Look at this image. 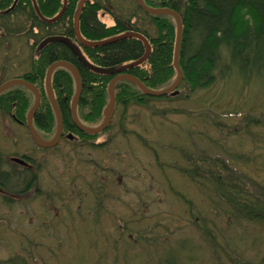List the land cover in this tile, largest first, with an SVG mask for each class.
I'll use <instances>...</instances> for the list:
<instances>
[{
  "label": "rangeland",
  "instance_id": "374dc122",
  "mask_svg": "<svg viewBox=\"0 0 264 264\" xmlns=\"http://www.w3.org/2000/svg\"><path fill=\"white\" fill-rule=\"evenodd\" d=\"M136 6L111 0L98 18L109 26L111 12L134 14L150 26ZM10 21L0 80L30 69L33 41L22 16ZM215 74L189 95L115 107L94 145L63 138L40 149L0 113V264H264V223L237 216L210 175L185 173L198 157L201 169L264 203V75ZM22 156L31 169L10 161Z\"/></svg>",
  "mask_w": 264,
  "mask_h": 264
},
{
  "label": "trees",
  "instance_id": "16d2710c",
  "mask_svg": "<svg viewBox=\"0 0 264 264\" xmlns=\"http://www.w3.org/2000/svg\"><path fill=\"white\" fill-rule=\"evenodd\" d=\"M110 1L85 2L79 20L81 36L87 41H101L126 32L142 35L150 45V55L145 63L123 73L134 76L154 91L169 87L176 77L173 67L174 20L169 16L147 15L136 6V10L149 19L150 26L140 27L137 21L132 22V19L136 20L137 17L134 14L124 20L112 12L109 15L114 23L108 26L98 18V14L106 10L104 4H109ZM34 2L42 16L50 19L61 10L63 0ZM78 2L79 0H67L62 17L53 24H45L36 15L32 0H16L15 4L14 0H0V32L9 34L10 18L22 16L24 32L33 41L30 45V69L15 78L31 83L40 93V105L33 118V126L43 139H50L55 133V117L43 92L46 71L53 62L66 61L77 69L82 91L76 112L78 120L86 127H97L102 122V112L108 103L107 86L115 77L88 70L62 43H50L41 51L37 49L39 44L50 36H63L76 41L73 33V16ZM143 2L151 8L171 9L181 18L183 30L179 66L183 79L177 89L178 94L182 88H187L189 95L198 89L210 87L215 83L216 72L221 77H229L232 74L244 80L252 76L262 78L264 75V0H143ZM150 29L155 32L154 35H151ZM80 49L92 65L112 70L139 60L145 53L143 43L136 38H126L102 47L90 48L80 45ZM7 78L9 77L4 75L0 84L9 80ZM51 86L62 117L63 135L72 134L83 143H93L101 134L110 130L109 126L95 136L85 135L77 130L70 115V102L75 85L66 69L58 68L53 72ZM114 93L115 107L123 108L130 105L145 107L150 101L178 95L158 98L144 96L134 84L127 81L117 82ZM33 100V94L27 89L20 86L12 87L0 94V113L11 116L18 124L26 127V115ZM174 112L178 113L175 110ZM180 153L187 159L185 152ZM206 156L202 158L204 161ZM189 162L185 173L195 181L204 175H210L213 178L212 183L217 190L222 191L223 198L237 216L264 223V203H260L251 195H245L239 189L232 188L220 175L212 174V169L210 171L201 169L200 158H194ZM1 177L0 173V188L8 190ZM33 181L34 179L30 180L29 184H33Z\"/></svg>",
  "mask_w": 264,
  "mask_h": 264
},
{
  "label": "water",
  "instance_id": "95a60500",
  "mask_svg": "<svg viewBox=\"0 0 264 264\" xmlns=\"http://www.w3.org/2000/svg\"><path fill=\"white\" fill-rule=\"evenodd\" d=\"M86 1L87 0H79L77 7H76V10H75V13H74V16H73V33H74L76 42H74L73 40H70L66 37H63V36H50V37L45 38L39 44L37 49H38V51H41L45 46H47L50 43H55V42L62 43L70 49V51L74 54V56L78 59V61L88 70H90L96 74H100V75H115V77L109 82V84L107 86L108 103L102 112L103 120L99 126L94 127V128L86 127V126L82 125L80 123V121L78 120L76 110H77V104H78L80 96H81L82 82H81V78H80V75H79L77 69L72 64H70L66 61L53 62L48 67V69L46 71V75H45V84H44L45 94H46L47 100L51 106V109H52L54 117H55V133H54V136L50 140L42 139L33 126V118H34L35 113H36V111L39 107V104H40V93H39L38 89L34 85H32L31 83H29L23 79H19V78L10 79V80H7L4 83L0 84V94L3 93L4 91H6L12 87H16V86L23 87L33 94V97H34L33 104H32L31 108L29 109V111L27 112V115H26V126L28 129L29 135L31 136V138L33 140V143L36 146L43 148V149L53 148L59 142L61 135H62V129H63L61 113H60L59 107L57 105V102L55 100V96H54L53 89L51 86V77H52L53 72L56 69H58V68L66 69L71 74V76L73 78L74 85H75V91H74V95H73L71 102H70L71 119H72V122L78 131H80L81 133H83L85 135H89V136L98 135V134L102 133L106 128L109 127L111 120H112L114 107H115L114 89H115V85L117 82H119V81L130 82V83L134 84L139 89L141 94H143L144 96L158 98V97H163L166 95H171V96L177 95V93H178L177 89L180 86L182 79H183V74H182L181 68L179 66V52H180V45H181V40H182L183 27H182L181 18H180L178 13H176L175 11H173L171 9H167V8H151V7L146 6L145 3L143 2V0H135L136 5L147 15H150V16H161V15L169 16L174 20V23H175V45H174V55H173V67H174L175 72H176V77H175V80L173 81V83L169 87L162 89V90H159V91H154V90L147 88L140 80H138L134 76L123 73L124 71H126L128 69L138 67V66H140L146 62V60L148 59V57L150 55V51H151V48H150V45H149L147 39L138 33L126 32L124 34H121V35H118V36H115V37H112V38H109L106 40H101V41H87V40H85L81 36L80 31H79V20H80V16H81L83 6H84ZM15 2H16V0L14 1V4H15ZM32 4H33V8H34L36 15L38 16V18L43 23L53 24V23L57 22L62 17L63 13L65 12L67 0H63L61 10L59 11V13L55 17H53L51 19H47L44 16H42V14L39 12L37 5L34 2V0H32ZM126 38H136V39L140 40L144 45L145 53L139 60L128 63V64H126V65H124V66H122L116 70L102 69V68H98V67L92 65L84 57V55L82 54L81 49L79 47V45L84 46V47H90V48L102 47V46L109 45V44H112L114 42L126 39ZM68 138L70 139L71 136H68ZM13 162H15L17 164L25 165V163L19 159H15V161H13Z\"/></svg>",
  "mask_w": 264,
  "mask_h": 264
},
{
  "label": "flooded vegetation",
  "instance_id": "af4514ba",
  "mask_svg": "<svg viewBox=\"0 0 264 264\" xmlns=\"http://www.w3.org/2000/svg\"><path fill=\"white\" fill-rule=\"evenodd\" d=\"M37 112V111H36ZM36 114V113H35ZM13 119V118H12ZM14 120V119H13ZM15 121V120H14ZM16 122V121H15ZM17 124H18V122H16ZM26 128H27V126H26ZM68 136H71V138L69 139L68 138ZM42 138V137H41ZM52 138V137H51ZM50 138V139H51ZM63 138H65V139H67V140H70V141H75V140H78V138L76 137H74L72 134H64L63 135V129H62V135H61V138H60V140H59V142L63 139ZM50 139H44V140H50ZM79 141V140H78ZM58 142V143H59ZM79 142H81V141H79ZM58 143L53 147V148H50V149H54V148H56V146L58 145ZM81 143H83V142H81ZM88 143H90V142H87V144ZM90 144H93L94 145V143H90ZM38 147V146H37ZM38 148H40V147H38ZM40 149H43V148H40ZM50 149H45V150H50ZM15 159H19V160H21V161H23L24 163H25V165H22V164H17V163H15V162H13V161H15ZM10 161L11 162H13V163H15V165H19V166H21V167H23L24 169H27V170H29V169H31L32 168V165H31V162L30 161H32V159L30 158V157H27V156H22L21 158H10ZM29 186V185H28Z\"/></svg>",
  "mask_w": 264,
  "mask_h": 264
},
{
  "label": "crops",
  "instance_id": "0c3cea01",
  "mask_svg": "<svg viewBox=\"0 0 264 264\" xmlns=\"http://www.w3.org/2000/svg\"><path fill=\"white\" fill-rule=\"evenodd\" d=\"M109 26H111V25H109Z\"/></svg>",
  "mask_w": 264,
  "mask_h": 264
}]
</instances>
